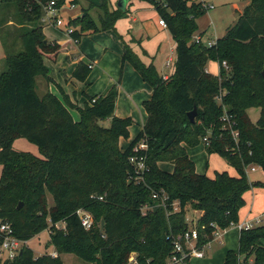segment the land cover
<instances>
[{"label": "trees", "instance_id": "16d2710c", "mask_svg": "<svg viewBox=\"0 0 264 264\" xmlns=\"http://www.w3.org/2000/svg\"><path fill=\"white\" fill-rule=\"evenodd\" d=\"M52 1L58 6L66 3L0 0L2 39L6 44L12 32H3L14 28L22 44L19 53L18 42L14 51L9 42L7 47L3 44L7 70L0 76V221L10 223L15 237L26 243L22 255L12 261L0 259V264H64L62 256L68 254L87 264H131L132 258L138 264H168L174 240L194 222L200 233L198 249L213 240L212 225L225 230L239 223L247 192L264 188L247 177L251 167L264 170V0H250L237 25L211 48L193 41L199 31L197 21L208 9L204 3L146 0L176 42L175 72L165 80L153 63H144L126 46L123 65L129 62L153 89L151 100L144 103L147 122L126 149L120 141L130 139L133 121L115 116L117 87L105 97L90 98L84 108H75L78 121L67 98L50 90L43 96L38 93L37 78L51 80L45 59H53L60 50L47 39L42 23L45 6ZM107 3L100 4V25L88 11L69 21L70 27H76L71 35L75 42L115 31L116 23L130 12L128 8L111 11ZM211 61L220 65L218 76L207 72ZM89 75L85 64L74 72L81 82ZM255 107L260 109L256 124L248 114ZM194 109L197 118L192 124L188 114ZM225 112L237 140L228 129L230 124L222 120ZM105 120H111L110 127L101 125ZM208 136L207 153L224 156L237 176L216 172L210 178L197 172L188 149ZM20 138L39 147L42 158L14 150ZM142 141L148 144L142 155L149 170L138 183L130 158ZM164 163L172 164L173 172L161 169ZM154 193L160 200L153 199ZM164 195L166 206L161 203ZM176 202L180 212H174ZM146 205L153 210L144 215ZM188 209L200 214L197 221L188 222ZM80 210L92 216L90 230L83 227ZM45 231H50L57 257L51 251L36 256L27 245ZM223 264H264V226L243 231L238 250L228 251Z\"/></svg>", "mask_w": 264, "mask_h": 264}, {"label": "crops", "instance_id": "0c3cea01", "mask_svg": "<svg viewBox=\"0 0 264 264\" xmlns=\"http://www.w3.org/2000/svg\"><path fill=\"white\" fill-rule=\"evenodd\" d=\"M71 1L72 0H70V2ZM130 1L131 0H129L127 6L128 9ZM74 4L79 5L76 1ZM249 4L250 2L242 6L241 13ZM110 8V10L113 11V8ZM78 15H84L83 9L72 14L70 18L77 17ZM126 17H128L127 23L117 24L115 31L95 33L83 37L79 42L73 40L72 43L69 42L64 45L58 44L56 40L51 41L62 47V54L58 62L54 64V67L47 64V60L45 59V64L50 69V77L54 78L56 82L64 88L66 95H69V97L74 100L72 101L76 102L78 108H84L88 104L90 98L97 99L99 97H105L112 88H118L115 116L122 119L130 118L133 121V125L130 127V139H122L120 141V145L123 149H126L130 145L145 126L147 122V113L144 109V103L151 100L153 96L152 87L143 80L134 67L129 62L123 65L122 58L126 51V46L129 45L144 63H153L158 74L164 79H168L174 74V64L176 62V42L168 29L160 25L162 17L152 5L149 7L143 6L134 12L131 11L130 15ZM148 17L152 19L148 20ZM153 21L155 23H153ZM197 22L199 26L198 34L201 36V34L204 33L201 37L206 41L208 25H201L199 20ZM46 27H52L64 32L61 28H56L54 26ZM46 27H44V32ZM72 53L74 57L70 55ZM60 62L65 66L61 70L58 69ZM80 64H85L90 69V75L85 82H81L74 78V72ZM168 71H171V74H169ZM207 71L212 75L218 76L220 73L219 63L213 61L209 62ZM65 85L67 87H65ZM73 87L80 91V98L75 94L76 92H72ZM47 88L53 94L62 97L59 90L54 89L52 85L49 87L47 86ZM75 113L79 115L77 111ZM189 149V156L194 161ZM208 177L214 178L215 175H208ZM246 196L247 194L245 195V201L247 203ZM249 215L250 214H248L244 220L250 219L251 216L249 217ZM194 219V221L198 220L195 217ZM230 230L232 229H229L226 235H224L222 243H215L212 249L217 245L220 247H229V242L226 237ZM239 238L240 234L238 235V240ZM29 242L27 244H29ZM212 249H206L203 259H194L190 264H199L205 260L206 256L210 255ZM227 250L233 249L229 248ZM51 252H55L54 248H52ZM226 253L227 252L223 254L224 258Z\"/></svg>", "mask_w": 264, "mask_h": 264}, {"label": "rangeland", "instance_id": "374dc122", "mask_svg": "<svg viewBox=\"0 0 264 264\" xmlns=\"http://www.w3.org/2000/svg\"><path fill=\"white\" fill-rule=\"evenodd\" d=\"M79 3V5L73 6L70 4V0H66L65 9L63 12V20H64V26L61 27L63 31L56 30L52 27H46L45 34L49 41H54L58 44L64 45L65 43L73 42V38L68 34V29H71L72 31L76 29V27H70L69 21H76L77 19H80L81 16L72 17V14L80 11L83 9L84 11H88L91 18L94 20V22L97 25H100L101 16L103 15V10L100 8V4L102 3V0H74V2ZM109 3H107V7L113 10L118 8V2L120 0H108ZM198 2H202L205 4L208 9L206 10L205 14L199 18V22L203 26H207L208 32L206 33V41L207 43L216 41L217 39L223 38L225 35H227L228 31L235 27L240 19L241 9L242 6L246 5L250 0H198ZM151 4L146 0H131L129 4L130 12L137 11L139 8L146 6L149 7ZM130 12L128 15H130ZM148 20H151V17H148ZM128 17H125L123 19H120L117 24H124L127 23ZM153 23H155L153 21ZM68 27V28H67ZM6 31L12 32V35L6 36V44L11 46H8L11 50H13L14 43L18 42V48L15 50H18L17 52H21L22 50V44L21 41H17L14 31V28H6L4 30V35ZM1 33V32H0ZM199 34L197 33L195 35V38L199 37ZM194 41V40H193ZM195 42V41H194ZM3 44H5V41L2 39V36L0 34V76L2 73H4L7 70V65L5 62V52ZM5 44V45H6ZM7 47V45H6ZM14 51V50H13ZM176 53V51H175ZM62 54V47L60 46L59 53L57 56H54L53 59L46 58L47 64L52 67H54V64H56ZM74 57V54H70ZM175 57V54H174ZM176 58V57H175ZM69 60V59H68ZM64 64L60 62L58 69H62ZM169 74H171V71H168ZM50 81H46L42 77L37 78V89L38 93L40 95H44L46 92H48L47 86H51L54 89H58L60 94H62V97L67 98V103L70 102L71 105H73L72 108H70V111H72V114L76 121L79 120V115L75 113L77 110L75 108L78 107L76 105V102H73L74 100L69 97V95H66L64 88L56 82L54 78H50ZM51 82V83H50ZM69 82V81H68ZM67 82V84H68ZM65 87H67L65 85ZM72 92H76L75 94L78 95L80 98V91L75 89L73 87ZM73 100V101H72ZM74 112V113H73ZM78 112V111H77ZM248 114L250 119L253 123H257L260 118V109L255 107L248 110ZM101 125L104 127H110L111 126V120H105L101 122ZM13 149L19 152H26L31 153L37 157L42 158V155L40 154L39 147L32 144L26 139H16L13 144ZM191 153V157L194 158V161L197 166V171L200 174L206 173L208 176H214L216 172H228L231 176H237L238 172L235 168L229 166L227 164V161L224 156H222L220 153H214L212 155H209L206 150V146L204 143H201L199 146L190 148L189 149ZM161 169L167 171V172H173L174 166L169 163H164L160 167ZM2 173V167L0 166V177ZM247 177L250 183H261L264 185V170L261 168H258L256 172H252L250 169L247 170ZM247 203L246 205L241 209L240 211V220L239 222H242L248 214L250 218L253 216H257L261 214L264 211V188L263 187H255L249 192H247ZM49 203L50 206L53 204V200L49 197ZM188 215L187 219L188 222H191L195 218L199 219V214L197 211H192V209L187 210ZM63 224H60L59 227H62ZM232 230L229 231L228 236L226 239H228L229 247L224 246H216L212 251H210V255L206 256L205 260L200 262L199 264H223V259L225 252H228L227 249L231 248L233 251L238 250L239 246V240L238 235L240 234L236 227L230 228ZM229 230V229H228ZM226 235V234H225ZM35 253L36 256H40L42 254H45L46 252H50L52 250V244L50 242V231H45L42 234L36 236L34 239H32L29 244H27ZM227 250V251H226ZM230 251V250H229ZM63 263L64 264H87L83 260L79 259L75 255L68 254L62 256Z\"/></svg>", "mask_w": 264, "mask_h": 264}, {"label": "built area", "instance_id": "2783aa9c", "mask_svg": "<svg viewBox=\"0 0 264 264\" xmlns=\"http://www.w3.org/2000/svg\"><path fill=\"white\" fill-rule=\"evenodd\" d=\"M65 4L62 6H58L57 2L52 1L45 6L44 9L45 14L44 17L42 18V23L44 24L45 27L54 26L56 28H61L64 26V20L62 15L65 9ZM70 4H72V2H70ZM160 25L163 26L165 29H167V24L164 20H160ZM73 33L74 30L72 31L71 29H68V34L70 36ZM198 36L199 37L197 38H195L194 36V41L198 44L203 43L209 48L213 47L216 44V41L207 43L200 35ZM223 66L227 67V63L224 62ZM217 101L218 102L222 101V95L217 97ZM93 102H95V100H93ZM222 120L230 124L228 129L231 130L232 136L234 137V139L237 140L238 134L234 131L233 126L230 123V117L227 114V112H225ZM203 143L205 144V146H209L210 136L205 137L203 139ZM147 150H148V144L145 141H142L140 144L134 147L133 149L134 155L130 158V162L132 165H134L136 171L135 182L138 183H140V181L143 180L144 173L148 172L149 170L147 167L146 155L145 154L142 155V153L146 152ZM258 168L259 167L254 166L251 167L250 170L252 172H256ZM153 199L160 200L159 194L154 193ZM99 200H103V197H100ZM167 200L168 197L166 195L161 197V203L163 206H166ZM152 210H153L152 206L146 205L143 207V214L147 215L148 212ZM180 211H181L180 203L176 202L174 204V212H180ZM78 214L80 216L83 227L87 230H90L93 227L92 216L86 211H81V210L78 212ZM212 226L215 228V231L213 232L214 235L213 240L210 241L208 244H206L203 248L198 249L197 242L199 240L200 233L196 222H194V226L192 228L190 227L189 231H187L184 235H181L174 240V251L171 254L168 264H186V261H189L191 263L192 260L194 259H203L205 257L204 251L206 249H212L215 243L218 242L222 243L223 237L228 231V229L221 230L217 228L215 225ZM261 226H264V212L248 220H244L237 224H233L230 228L236 227L239 233L241 234L243 231H251ZM24 244L26 243H23L17 237H15L14 230L10 223L0 221V259L11 260V261L15 260L20 255V252ZM51 255L53 257H57L58 254L57 252H52ZM131 264H138L135 258H132Z\"/></svg>", "mask_w": 264, "mask_h": 264}, {"label": "water", "instance_id": "95a60500", "mask_svg": "<svg viewBox=\"0 0 264 264\" xmlns=\"http://www.w3.org/2000/svg\"><path fill=\"white\" fill-rule=\"evenodd\" d=\"M129 0H120L118 2V9L122 10V11H126L127 6H128ZM263 77H264V72H263ZM189 120L190 122L193 124L196 122V118H197V109H194L192 112H190L188 114ZM22 204L19 206V208H21ZM104 225V223H103ZM23 254V249L20 252V255Z\"/></svg>", "mask_w": 264, "mask_h": 264}]
</instances>
